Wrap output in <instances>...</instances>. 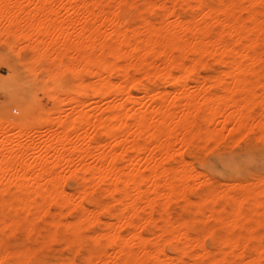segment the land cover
Masks as SVG:
<instances>
[{
	"label": "bare ground",
	"instance_id": "bare-ground-1",
	"mask_svg": "<svg viewBox=\"0 0 264 264\" xmlns=\"http://www.w3.org/2000/svg\"><path fill=\"white\" fill-rule=\"evenodd\" d=\"M72 1L74 37L67 19L21 18L0 0V47L25 41L57 69L43 81L50 110L36 115L25 91L0 109V264H42L53 242L57 264H264V176L221 187L186 158L224 135L264 138V0ZM71 45L89 51L59 67ZM14 131L43 133L42 146ZM63 159L84 162L74 194L59 187Z\"/></svg>",
	"mask_w": 264,
	"mask_h": 264
},
{
	"label": "rangeland",
	"instance_id": "rangeland-1",
	"mask_svg": "<svg viewBox=\"0 0 264 264\" xmlns=\"http://www.w3.org/2000/svg\"><path fill=\"white\" fill-rule=\"evenodd\" d=\"M3 1H5V0H2V2ZM7 1L12 2L11 4H14V5L16 4V6L11 5L10 10H9L10 14H12L15 11L16 15L20 16L21 18H24V17L26 18L27 16H29V18H30V16L34 17L36 11H37L36 13L39 12V15H40V11H41L40 9H42L40 17L37 14L36 19H39V21H41V22H43L42 21L43 19H41V17L44 18L45 21L49 20V19L50 20L58 19L56 21H59V20L63 21L64 19H67L64 21V23L66 22L65 24H69V26L68 27H67V25H66V27L64 26V30L66 31V33L64 31L63 34L70 35L71 37L73 35V37H74V35L76 36V34L78 33V30H79L77 27V25L79 26L78 22L74 21V20H71L69 22V19H71V16H72V13H71L72 8L71 7L74 3L72 0H63V1L62 0H44V1H42V0H28V1L22 0V2H21V0H18V1L17 0H7ZM45 1H47V2H45ZM14 2H16V3H14ZM40 2H42V3H40ZM44 3L45 4L48 3V4L52 5L51 10L47 9V11H50V13L49 12L46 13L47 12L46 9H44V11H43V8L36 7V6H39V4L45 5ZM18 4H20L19 7H18ZM23 5H24V7H22ZM67 5H69V6H67ZM55 6H56V8H55ZM16 7H18V8H16ZM12 8L13 9L15 8V10H13ZM32 8H35V9H32ZM32 11H33L34 15L33 14L31 15ZM2 12L4 14L1 13V9H0V14H1L0 17H3V15H4V17L0 18V19L4 20L5 19V11H3V9H2ZM27 12H30V13H27ZM42 12H43V14H42ZM51 12H52V14H51ZM53 12H55V14ZM131 12L130 13H127V12L124 13V16L127 15L126 20H131L134 17L135 10H133ZM46 14H47V16H49V18H45L47 16H44V15H46ZM50 15H51V17L52 16L53 17L50 18ZM63 15H65V16H63ZM66 15H68V16H66ZM71 22H75V23H72V25H71ZM75 24H76V26H75ZM71 26H73L74 29H73V27L71 28ZM69 29H71V30H69ZM69 32L71 34H69ZM24 42L23 43L21 42L23 45L20 44L21 46H23L22 49H21L20 45L19 46L16 45L18 47L13 46L12 48H9L7 46L0 47V109L3 105H5V102L7 101V95L10 92L25 91L28 94L30 103H31V105L35 111V114L38 115L41 112H45V111L47 112L48 110H50V107L53 105L52 104L53 100L51 99V97L49 98V96H50V95H48L49 91L45 87L43 81L48 77V75H50L51 73H53L57 69H54V70L50 69L49 72H45L46 68H44V67L47 65L48 62L47 63L45 61L39 62V63L35 62V60L32 59V56H33L32 51H30L29 49L24 47V44L27 43V42H25V43ZM73 46L74 45H71V47H69V49L72 48ZM73 48L70 50L68 49L66 54L64 52V54L61 55V62H60L59 67L64 68L65 66L74 65L75 63H77V61L80 59V57L83 56L82 53H84L85 51H89V48L86 46H82L80 48V50L75 49V47H73ZM262 49H264V46H262ZM57 61H59V60H57ZM215 67H217V64L213 62V63H211V65H209L207 67H201L199 69V71L201 74H208ZM81 77L84 80L90 79V76H88V75H81ZM67 78H68L69 84H74L77 81L73 76H68ZM88 104L93 106L96 104V102L94 103L93 98H92L91 100L88 99L87 105ZM35 105H36V107H35ZM14 109H16V110H14ZM46 109H48V110H46ZM21 111H22V105L18 102L11 103L7 108V112L11 118L19 116ZM262 112H264V109H262ZM253 135H255V134H253ZM253 135H251V134L244 135L243 134V136L241 135L242 137H240V138H238L239 136L236 138L234 137L235 139L238 138L239 140H238V142L235 141V143H233V144L229 142V136L224 135L225 137L223 139L220 138V141L217 144L215 143V141H218V140L212 141L213 144L210 142L207 144V146L212 144L210 146V148H212V149H210L209 146L207 147L208 149L205 147V149H207V150H204V148L195 149V150L193 149L189 152V154L186 155V158L191 161V163L193 164V166L196 169H198L199 171H202L203 174H206L205 176L206 177L208 176L207 179H209L210 181L215 182V183L217 182L216 184L218 186H221V187L224 186L225 187L226 185H229L230 183H233L235 181L242 182L243 180L244 181L242 183H244L246 180H247V182L250 183V181L251 182L255 181V179L257 180L258 177L264 176V141H262V140L260 141V139H264V138H262V137L260 138V136L255 135V136L259 137V140H258V138L254 137ZM262 135H264V133H262ZM11 136L14 139L18 138L17 140H14V142H24L29 138H33V142L35 143V146H42L41 140L44 137L43 133L39 134V132H37V131L36 132L29 131L27 133L14 131ZM25 136H27L28 138H25ZM231 138L233 140V137H230V141H232ZM214 143H215V146H213ZM230 145H232V146H230ZM204 151H205V153H204ZM194 153L196 155H193ZM65 162H66L65 159H63L61 161V163H65ZM66 163L62 164V166H60V168H59V169H61L60 170V174H62L61 176H64V178H62L63 179L62 182H61V180L59 182V179L61 177L59 176V178H58L59 187L62 188V190L63 189L66 190L70 194H72V192L74 194L76 189L78 188V182L77 181L79 179L78 178L79 176H78L77 171L75 169H79L80 171H82V169L84 168V166H82V163H84V162H82L80 164L77 163L76 161H73L72 163L68 162V164H66ZM73 168H74V170H73ZM73 171H75V173H72ZM75 175H76V177H75ZM87 177H89V175L87 173L84 174V178H87ZM64 180H66V181H64ZM227 182H229V184L225 185V183H227ZM60 183H62L63 186ZM173 201L171 200L168 203V205H169V208L174 212L183 210L182 209L183 207H184L185 211L188 210L189 212H191V211L195 210V209H193V205H191L189 202L185 201L186 202V205H185L184 200H183V202H182V200H175L176 202L175 201L173 202ZM218 203H220V200H217L216 204L218 205ZM87 206H89L90 208L94 207L90 203H87ZM103 219L107 220L108 218L106 216H103ZM204 228H205L204 221H201V223L198 221L195 222V228L194 229L196 232L203 234ZM41 233H43V230H41ZM205 241H206L207 245H209V246L211 245V240L209 237L205 236ZM54 246H55V248H54ZM60 247H62V244H60L58 242H53L52 246L47 247L46 250H44V251L46 252V254L48 256H47V259L42 264H57L62 253H64L63 251H60L61 250ZM167 250H170V249L167 248ZM83 254H84V250H81L78 257L80 258L81 255H83ZM20 262H21V259L19 260V262L17 264H21V263L23 264L24 262H25L24 264H35V263H32L31 261H28V260H27V263H26V260H23L21 263ZM196 264H202V263H196Z\"/></svg>",
	"mask_w": 264,
	"mask_h": 264
},
{
	"label": "built area",
	"instance_id": "built-area-1",
	"mask_svg": "<svg viewBox=\"0 0 264 264\" xmlns=\"http://www.w3.org/2000/svg\"><path fill=\"white\" fill-rule=\"evenodd\" d=\"M14 110H16V109H14Z\"/></svg>",
	"mask_w": 264,
	"mask_h": 264
}]
</instances>
